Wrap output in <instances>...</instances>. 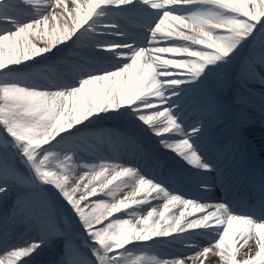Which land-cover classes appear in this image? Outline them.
<instances>
[{
  "label": "snow or ice",
  "instance_id": "obj_1",
  "mask_svg": "<svg viewBox=\"0 0 264 264\" xmlns=\"http://www.w3.org/2000/svg\"><path fill=\"white\" fill-rule=\"evenodd\" d=\"M256 111L264 0H0V264H264Z\"/></svg>",
  "mask_w": 264,
  "mask_h": 264
},
{
  "label": "bare ground",
  "instance_id": "obj_2",
  "mask_svg": "<svg viewBox=\"0 0 264 264\" xmlns=\"http://www.w3.org/2000/svg\"><path fill=\"white\" fill-rule=\"evenodd\" d=\"M257 86H258V85H257ZM254 119H255V121L257 122V126H258V124H259V120H260V114H259L258 111H256V112L254 113ZM114 123H117V122H115V121L108 122V125H111V124H114ZM225 123H226V122H225ZM226 125H228V124L226 123ZM256 138L258 139V141H260V140H259V131H258V127H257ZM258 144H260V142H258ZM120 151L123 152V149L121 148ZM263 152H264V150H263ZM86 179H87V178H86ZM85 182H86V181H85ZM128 191H131V188L124 189L119 195L122 196L125 192H128ZM3 207H4V205H0V212L3 211ZM145 214H146V213H145ZM12 236H13V241L15 242V241H16L17 233H13ZM199 242H200L201 244L206 243V241L203 240V239H201ZM168 251H170L169 248H167V247H161V248H157V249H155V251L152 252V253H150V254L166 255V254L168 253ZM171 251H175V249H171ZM137 254H140V253L137 252ZM44 256H45V255H44ZM51 260H52V259L46 260L43 264H49V262H50ZM216 260H218V258H213V260H212V264H215V261H216Z\"/></svg>",
  "mask_w": 264,
  "mask_h": 264
}]
</instances>
